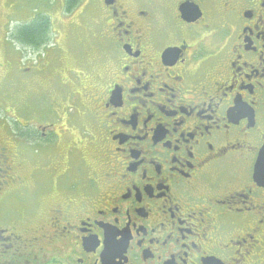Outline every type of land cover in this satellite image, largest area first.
<instances>
[{"label":"flooded vegetation","instance_id":"flooded-vegetation-1","mask_svg":"<svg viewBox=\"0 0 264 264\" xmlns=\"http://www.w3.org/2000/svg\"><path fill=\"white\" fill-rule=\"evenodd\" d=\"M56 1L101 67L0 124V264H264V0Z\"/></svg>","mask_w":264,"mask_h":264},{"label":"rangeland","instance_id":"rangeland-1","mask_svg":"<svg viewBox=\"0 0 264 264\" xmlns=\"http://www.w3.org/2000/svg\"><path fill=\"white\" fill-rule=\"evenodd\" d=\"M39 14L51 17V38L46 45L49 51L46 46L43 50V47L37 49L20 44L11 34L19 25ZM63 14L55 0H0L1 125H9L13 109L17 116L24 118L29 111L39 116L40 110L35 112L32 108L40 104L61 107L64 102L78 101L72 97L68 100L69 91L64 81L80 78L82 74L91 75L100 69L102 46L88 35L85 20L81 21V26L78 23L66 25ZM17 62L23 67H35L21 71L15 68ZM46 111H40L42 117Z\"/></svg>","mask_w":264,"mask_h":264},{"label":"trees","instance_id":"trees-1","mask_svg":"<svg viewBox=\"0 0 264 264\" xmlns=\"http://www.w3.org/2000/svg\"><path fill=\"white\" fill-rule=\"evenodd\" d=\"M51 17L39 14L29 22H24L11 33L14 40L33 48L46 46L50 41Z\"/></svg>","mask_w":264,"mask_h":264}]
</instances>
